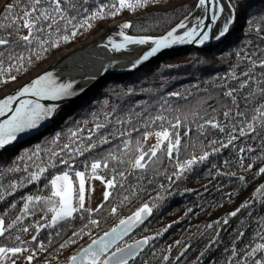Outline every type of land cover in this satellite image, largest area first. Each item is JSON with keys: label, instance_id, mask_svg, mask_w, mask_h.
I'll use <instances>...</instances> for the list:
<instances>
[{"label": "trees", "instance_id": "trees-1", "mask_svg": "<svg viewBox=\"0 0 264 264\" xmlns=\"http://www.w3.org/2000/svg\"><path fill=\"white\" fill-rule=\"evenodd\" d=\"M15 2L0 0V17L6 6ZM113 3L119 7L118 0H87L84 7L88 11L81 9L74 27L65 29L61 22L59 30L45 29L31 45L4 47L0 96L4 88L20 84L56 52L84 44L103 23L123 17L131 24L124 29L129 34L160 35L187 14L195 0H149L143 7L110 15L115 11ZM104 5L103 18L89 19ZM231 8L228 31L217 41L167 53L133 70L102 77L73 101L58 105L43 128L0 149V219L7 228L0 236V247L37 248L38 242L50 245L61 241L58 246L69 244L76 252L148 204L152 211L147 220L117 244L137 237L148 239L128 264H264V248H257L264 244V173L260 172L264 168V123L256 111L264 104V0H231ZM0 23L6 21L0 18ZM8 31L0 29V35ZM64 35L69 36L67 41L62 39ZM20 55L22 61L15 58ZM229 91L232 96L226 95ZM157 116L165 119L156 120ZM177 117L182 123L173 129ZM208 119H214L224 131L205 124ZM248 123L254 124L255 132H247ZM97 124L103 127L96 129ZM161 125L179 134V152L169 158L166 150L158 151L145 169H133L129 161L138 152L136 142L139 140L141 147L144 133L161 131ZM241 128L246 135H240ZM230 136L236 138L228 144ZM105 138L108 143H101ZM90 144L96 146L80 154L78 150ZM205 152L209 155L200 161ZM194 157L197 162L189 168L181 171L177 167ZM104 158L108 167L98 171L108 179L115 177L116 185L107 189L109 199L95 208L85 207L91 212L80 210L73 218L47 226L52 213L43 198L50 195V178L69 171L62 161L67 160L74 170L86 171V165ZM41 168L45 171L40 172ZM33 173L39 179L32 180ZM28 196H40L41 200L29 202ZM100 205L103 207L95 211ZM93 219L98 221L96 225L90 223ZM85 223L90 231L79 240Z\"/></svg>", "mask_w": 264, "mask_h": 264}, {"label": "snow or ice", "instance_id": "snow-or-ice-1", "mask_svg": "<svg viewBox=\"0 0 264 264\" xmlns=\"http://www.w3.org/2000/svg\"><path fill=\"white\" fill-rule=\"evenodd\" d=\"M149 0H135V2H130V0H118L119 7L115 3L111 5L115 9L113 12H109L110 15L118 14L122 9H135L138 7L145 6ZM87 4V0H16L15 3H10L5 8V14L2 15V18L6 23H0V29L9 30L7 35H0V64L3 62V57L5 55L3 48L10 47L11 45H16L17 47L22 45H31L34 40L39 39L38 34L45 32V29L59 30L61 27V22H63V27L68 28L69 25L73 27V21L76 20L77 15L80 14L81 9L84 12H87L88 9L84 7ZM46 5V6H45ZM229 6L231 7V0ZM104 7L102 6L99 11L93 13L89 19L103 18ZM197 7L204 8L207 12L212 10V15L210 17V22H215L217 19V12L223 13L224 8L220 6V0H198ZM88 21L85 20L84 23ZM231 22V18L225 20L222 30H220L219 35L223 36L228 31V25ZM203 19L199 21L196 27L188 28L183 35L177 36L174 35L176 29H173L167 33V35L156 39L153 41L155 47H152L151 50L144 55L143 58H147L155 54L161 48L167 47L170 44L181 42H192L197 36H200V33L197 31V28L203 27ZM131 27L130 23H125L122 25L123 29ZM179 28H186V25L182 22L178 25ZM23 31H27V34H21ZM72 36H75L76 33L73 31ZM120 35L124 38V44H113V47L116 49L123 48L127 43H136V44H145L148 43L150 38H139L134 39L130 36L125 35L123 31L120 32ZM63 40L67 41L69 39L68 35L62 37ZM208 39V35L205 32L200 39V43H203ZM41 44L46 43V41L41 40ZM9 59L13 58V53L10 51L8 53ZM17 60H23L22 55L15 57ZM30 62V61H29ZM264 67V62L261 64ZM15 79V77H12ZM243 86V85H242ZM72 88L71 84H58L55 79H53L51 74H45L32 81L30 85L22 88L18 94L9 95L5 99L0 100V116H4L6 112H12L13 115L5 120L3 123H0V148H4L6 145L10 144L17 138L18 133H23L26 130L36 128L39 122L47 117H50L53 112V107H45L44 105L36 101H20L19 107L13 109V102L18 99L20 96L26 94H32L33 96L58 100L61 98H66L71 96L73 93L70 91ZM173 95H178L173 93ZM228 96H232V92L229 91L226 93ZM256 111L259 113L261 122L264 123V104L257 108ZM225 117L229 116L228 112L224 113ZM156 120H164L165 117L157 116ZM253 120H256V117H253ZM171 123V122H169ZM181 120L177 117L176 123L172 124L173 129L177 128L181 124ZM205 124L210 125L212 128H220V131H224L222 127L214 120L208 119L205 121ZM103 127L101 124L96 125V129ZM201 129L204 128V125L199 126ZM161 131L155 133L157 137V142L148 152H144L140 148V141L137 143V151L139 155L132 161H129L133 169H145L149 161L154 157H157L158 151L166 150V154L169 158H172L174 153H178L181 146V138L178 133H170L168 129H164L161 125ZM256 128L253 123L247 124V132H255ZM187 134V133H186ZM247 133L243 128L240 129V135L244 136ZM75 135V133H73ZM149 133H144V139L148 138ZM174 137V139H173ZM236 137L230 136L228 144H231ZM91 140L92 137L87 138ZM101 143H108L107 139L100 141ZM212 144H216L217 141H212ZM166 148L162 149V146ZM228 144H221V147H227ZM95 144H90L88 148L79 149L80 154H83L85 151H89L91 148L95 147ZM128 142L125 141V148H127ZM68 148V145L64 146ZM213 151H219L217 148H213ZM58 155V154H54ZM112 159H116L115 156H112L111 153L108 154ZM209 153L205 152L199 157L200 161H203L207 158ZM147 158V159H146ZM122 162V161H121ZM197 160L194 157L191 160H188L184 164H179L177 167L183 171L186 168H189L192 164L196 163ZM69 171H63L61 174L54 175L50 178V195L44 197V202L49 205L48 212L52 213L50 224L47 226L51 227L56 225L61 221L68 220L73 218V214L79 212L80 210H85L91 212L92 210L85 209V192H86V179H97L105 183L106 189L114 188L115 177L113 179L105 180L104 177L98 174V170L108 167L107 158H104L103 162L101 160L95 159L90 165H86V171L90 168V173L86 176V171H79L72 169V166L67 160H63ZM55 166V165H53ZM45 169L41 168L40 172H44ZM261 173H264V168L260 169ZM121 177L124 176L123 172H120ZM32 180L39 179L38 175L33 173L31 175ZM243 179V177H241ZM264 187V186H262ZM104 200L107 201L111 195L109 191L104 192ZM40 201V196H28L27 200L32 202L33 200ZM127 199V197H125ZM29 205L26 203L24 208L25 211L28 210ZM103 205H100L95 211H99ZM116 208L112 209L114 213ZM152 209L148 204H144L139 208L133 216L128 217L126 220H121L120 225L123 226L120 231L116 228L112 229L111 233H105L104 237H101L99 240H93L87 248H84L78 255L71 257L70 264H101V257L105 256L108 252V249L112 244L116 242L117 239L121 238L122 235H126L128 231L134 224L142 222L144 216L150 214ZM231 215L235 216L236 212H233ZM90 223L96 225L98 221L90 220ZM8 228L11 225L7 226ZM28 229H24L27 231ZM7 228L4 226V221L0 219V236H3ZM39 231V226L37 227ZM77 235L78 233H73ZM111 236V240H105V237ZM19 240V237H17ZM32 239L35 241L36 236H33ZM148 243L146 238L143 241H138L134 246L130 245L127 249L116 248L114 252L107 256L103 260V264H128L129 259L136 255V250L141 248L143 245ZM257 248H264V244L258 245ZM24 251L20 247H0V264H3L4 261L9 259V254L15 256ZM256 249H253L255 252ZM33 259L32 255L27 257V260L30 262ZM167 259V257H165ZM12 264H15V261H12ZM256 264H260L259 261Z\"/></svg>", "mask_w": 264, "mask_h": 264}, {"label": "water", "instance_id": "water-1", "mask_svg": "<svg viewBox=\"0 0 264 264\" xmlns=\"http://www.w3.org/2000/svg\"><path fill=\"white\" fill-rule=\"evenodd\" d=\"M224 1H225V4L228 6V9H229V16H228V18H231V20H232V8L229 6L228 0H224ZM197 4H198V0H196L194 6L191 8V10L186 15H184L176 24H174L171 28H169L167 31H165L163 34H160V35H156V36L133 35V34L126 33L123 28L117 26L120 29V31H123L128 36H133V37H149V38H151L152 42H151V44L146 49L138 52L134 56L126 55L125 57L124 56L121 57V56H117V55H114V54L107 55L105 57V62L106 63L103 65V67H101L100 69H98L93 75L91 74L92 76L90 77V79L88 81H86L82 85H79V84H77L76 86H73L72 85V88H71L70 91L73 94L71 96H69V97L61 98V99H58V100H53V99H46V98H41V97L33 96L32 94L29 93V94H26L24 96L18 97V99L13 102V105H12L13 109H15L16 107H19L20 101H36V102L44 105L45 107H53L55 109L60 104L68 103V102L73 101L78 96H80L83 92H85L92 84H94L96 81H98L102 77H105V76H107L109 74H120V73H124L125 71H130V70H133L135 68H138V67L142 66L147 61H150V60H153V59H158V57L161 56V55H164V54H167V53H171V52H175V51H178V50H181V49L191 48V47H203V46H207V45H209V44L217 41L221 37L219 35V32L223 28V25L217 24L218 23V15H219V12L216 13L217 14L216 21L215 22H210V17L212 15V11L214 9L208 10L206 12L204 8L197 7ZM190 14H191V16L193 14L196 15V20H195L196 23L193 24L192 27H196L197 24L199 23V21L201 19H203V25L204 26L201 27V28H197V31L200 33V36H197L192 42H186V43L177 42V43L170 44L167 47L161 48L155 54H153L151 56H148L146 59L143 58L144 55L146 53H148L151 50L152 47H155V44L153 43L154 40L159 39V38L167 35V33L169 31L173 30L176 27V25L183 18H185L186 16H188ZM205 32L208 35V39L205 40L203 43H200V39L202 38V36H203V34ZM183 33H181V34H179L177 36L183 35ZM74 49H77V48H74ZM56 61H57L56 59H53L52 61L47 62L46 63V66L40 72H38L37 74H35L33 77L29 78L28 80L24 81L23 83H21L17 87L9 90L7 93H4V95L0 96V100L5 99L9 95H16V94H18V92L22 88L30 85L32 81H34L37 78H39L40 76L44 75L45 72H48V71L52 70L55 67ZM63 84H69V83L66 81ZM12 115H13L12 112H6V114L4 116H0V123H3L5 120L9 119ZM49 118L50 117H47V118L42 119L39 122V124H38V126L36 128L26 130L23 133H18L17 134V138L14 141H12L10 144L6 145L4 148H7V147H9L11 145H15L21 139L26 138V137L34 134L35 132H37L38 130H40L41 128L44 127V125L48 122ZM4 148H0V149H4ZM130 216H133V214L127 215V216L121 218L120 220H118L117 222H115L108 229H106L105 231H103L102 233H100L99 235H97L96 237L92 238L90 241H88L82 247H80L76 252L73 253L72 256L78 255L84 248H87L88 245H90L93 240H99L101 237H104L105 236V233H111L112 232V229L116 228L118 230V232H119L120 229L123 227V226L120 225V221L121 220H126ZM148 216H149V214L146 215V216H144L143 219H142V222H144L145 220H147ZM142 222H140V223H142ZM140 223L134 224L131 227V229L128 231V233L126 235H122L121 238L117 239L116 242L110 246V248L108 249V252L105 254V256H102V257H104L103 260L106 259L107 256L110 255L112 252H114L116 249H113V247L116 244H118L120 241H122ZM111 239H112L111 236L105 237V240L106 241L107 240H111ZM145 239H146L145 237L136 238V239H134V240H132V241H130V242H128V243L120 246L119 248L127 249L128 246H130V245L134 246L138 241H143ZM144 246L145 245H143L141 248H139V249L136 250V255L142 250V248ZM135 256H133L132 258H134ZM71 257L69 259H67L63 264H70ZM131 259H129V261ZM101 264H103V261L101 262Z\"/></svg>", "mask_w": 264, "mask_h": 264}, {"label": "bare ground", "instance_id": "bare-ground-1", "mask_svg": "<svg viewBox=\"0 0 264 264\" xmlns=\"http://www.w3.org/2000/svg\"><path fill=\"white\" fill-rule=\"evenodd\" d=\"M220 6L224 8V11L223 13H219L217 24L223 25L224 21L229 16V9L224 0H220ZM195 20V14L192 16L191 14L186 16L176 25L174 28L176 29L174 34L179 35L185 32L196 23ZM182 22L186 25V28L178 27V25ZM101 31L102 32L97 34L93 39L85 42L83 46L79 48L77 47V49L59 52L55 56V59L57 60L55 67L52 70L45 72V74H51L53 79H55L58 84L65 83L67 81L73 86H76L77 84L82 85L88 81L98 69L103 67L106 63L105 57L107 55L114 54L121 57H125L126 55L134 56L138 52L146 49L152 42L150 38L148 43L145 44L127 43L123 48L116 49L113 47V44L125 43L124 38L120 35V29L117 26H114L109 30L104 28ZM130 37L134 39L149 38Z\"/></svg>", "mask_w": 264, "mask_h": 264}, {"label": "rangeland", "instance_id": "rangeland-1", "mask_svg": "<svg viewBox=\"0 0 264 264\" xmlns=\"http://www.w3.org/2000/svg\"><path fill=\"white\" fill-rule=\"evenodd\" d=\"M131 1V0H130ZM196 2V0H195ZM195 4V3H194ZM230 4V3H229ZM194 6V5H193ZM191 10V9H190ZM189 10V11H190ZM188 11V12H189ZM187 12V13H188ZM186 15V14H185ZM182 18V17H181ZM180 18V19H181ZM125 24V21L123 20V17H120V18H117L113 21H110V22H106V23H103L101 28H99V30L91 37H89L87 41L93 39L97 34H100L102 31V29L106 28L105 26L108 25V27L106 29H109L110 27H114V26H119L122 28V25ZM176 24V23H175ZM126 32V31H125ZM23 33H27V31H23ZM127 33V32H126ZM146 36H156V35H146ZM85 44V42H84ZM82 44V45H84ZM82 45H75V46H71L69 48H65V49H62L58 52H56L53 56L49 57L46 61H44L39 67L33 69L28 75L25 76L24 81L28 80L29 78L33 77L35 74H37L38 72H40L45 66H46V63L49 62V61H52L53 59H55V56L61 52V51H66V50H70V49H74V48H77V47H81ZM32 75V76H31ZM24 81H22L21 83H23ZM20 83V84H21ZM18 84V85H20ZM17 85V84H15ZM17 85V86H18ZM15 86V87H17ZM13 87V88H15ZM13 88H4L2 91L3 93L5 92H8L9 90L13 89ZM3 95V94H2ZM158 132L157 129H151V131L149 132V135H148V138L147 139H144V142L142 144V146L140 147L142 151H146L147 149H151L153 145L156 144L157 142V137L155 136V133ZM139 155V152L136 153L134 159ZM133 159V160H134ZM79 171H83V170H79ZM62 173V172H61ZM61 173H57V174H61ZM90 173V169L87 171L86 173V176ZM55 174V175H57ZM98 174L102 177H104L105 180H109L108 179V176L106 174H104L103 172L101 171H98ZM86 192H85V206L86 208H95L103 199H104V192L107 190L106 187H105V183H103L101 180H97V179H90V180H87L86 179ZM52 216V215H51ZM1 218V216H0ZM51 220V219H50ZM83 231H81V234H79L77 236V239H81L83 234L84 233H89L90 231V227H89V224L88 223H85V225L83 226L82 228ZM70 232H72V229H70ZM69 232V233H70ZM99 235V234H98ZM96 237V236H95ZM139 238V237H137ZM136 239V238H135ZM134 240V239H132ZM130 240V241H132ZM130 241H125L123 244H120L119 246H117V244L113 247V249H116ZM61 242V241H60ZM58 242V244L60 243ZM121 242V241H120ZM119 242V243H120ZM44 244L48 245L49 247H53V246H57V243H53V244H47L45 242H43ZM55 244V245H54ZM38 245V243H37ZM53 245V246H52ZM30 246V245H29ZM21 248V247H20ZM51 253H54L53 256H50L51 254H48L45 259H43V261L39 262V264H52L53 261H56V262H59V261H63L61 264H63L67 259H69L72 255H73V247L71 245H66L65 249L64 247H60L58 246V248L56 249V252L55 251H52ZM68 254V255H66ZM103 258H101V262L103 261ZM12 261H15V264H18L20 262H18V254L15 255V256H12L11 254H9V259L4 261L3 264H12Z\"/></svg>", "mask_w": 264, "mask_h": 264}, {"label": "built area", "instance_id": "built-area-1", "mask_svg": "<svg viewBox=\"0 0 264 264\" xmlns=\"http://www.w3.org/2000/svg\"><path fill=\"white\" fill-rule=\"evenodd\" d=\"M57 248H58V243L56 247L55 246L49 247L43 242H38L37 248H34L33 246H23L21 247V249H23L24 251L18 254V262H20L18 264H39V262L43 261V259H45V257L48 254H51L50 256H53L54 253H51V252L52 251L56 252ZM29 255L33 256V259L30 262L27 260V257Z\"/></svg>", "mask_w": 264, "mask_h": 264}]
</instances>
